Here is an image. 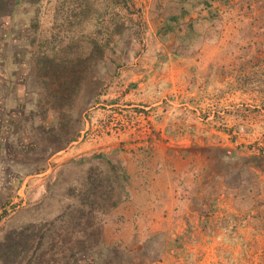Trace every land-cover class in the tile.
I'll return each mask as SVG.
<instances>
[{
  "label": "rangeland",
  "instance_id": "obj_1",
  "mask_svg": "<svg viewBox=\"0 0 264 264\" xmlns=\"http://www.w3.org/2000/svg\"><path fill=\"white\" fill-rule=\"evenodd\" d=\"M36 2L26 5L25 10L31 12L28 17L20 18L23 10L16 14L13 29H8L7 20L0 22L1 33L10 37L6 48L12 49L13 33L31 23L35 29L33 62L41 56L54 66L50 72L40 61L39 75L51 76L55 82L51 88L69 91L59 113L48 109L44 114L43 126L56 124L57 128L56 140L49 147L72 138L77 127L81 131L63 150L45 158L41 153L39 159L36 154L42 149H36V141L41 135L31 138L27 133L31 125L27 112L31 104L35 108V100L23 89L32 88L27 84L30 72L16 71L15 79L6 75L3 88H8V108L0 109L8 114L0 131V239L8 230L46 212L38 207L39 196L64 164L104 151L125 165L130 172V192L134 189L137 196L102 217L97 247L103 255L135 264H264L262 217L250 211L245 218L239 216L234 229L223 231L215 221L238 211L231 200L214 201L209 207L211 229L202 233L199 213L190 201L196 174L207 164V154L198 150L226 148L239 156L264 151V0H211L219 14L218 33L209 40H195L188 57L170 55L172 37L167 44L156 39L151 0ZM20 33L27 35L24 30ZM22 51L13 58H2L8 69H16L15 57L22 62L31 58ZM92 52L93 67L90 60L85 61ZM109 59L116 62L115 68L109 64L110 74L104 69ZM173 92L177 98L172 104L164 101L150 107L156 95L167 98ZM45 93L43 109L48 103ZM13 96L24 106L14 103ZM113 100L120 106L106 109ZM43 109L34 112V126ZM162 127L160 139L158 128ZM50 135L45 129L42 138ZM152 161H156L153 166ZM35 169L39 173L31 174ZM157 174L162 175L158 185L165 188L169 205L161 203L167 210L158 214V203H151L158 215L147 218L139 213L147 208L139 194L146 190L148 177L151 181ZM53 204L51 199L49 211L56 215ZM187 228L189 239L181 240L180 249H168L167 242L184 235ZM155 235L160 238L148 251L158 248V262L142 256V248ZM93 259L81 257L79 263L90 264Z\"/></svg>",
  "mask_w": 264,
  "mask_h": 264
},
{
  "label": "trees",
  "instance_id": "obj_2",
  "mask_svg": "<svg viewBox=\"0 0 264 264\" xmlns=\"http://www.w3.org/2000/svg\"><path fill=\"white\" fill-rule=\"evenodd\" d=\"M35 3L36 0H0V22L7 20L10 24L8 29H13L16 14L23 10L24 13L20 18L28 17L31 12L25 10L26 5L31 7ZM150 15L155 23L156 39L167 44L168 38L172 37L171 43L168 44V51L172 57H188L195 40H209L218 33L216 26L219 14L211 0H151ZM22 30L27 32V35L20 33ZM34 33L35 29L31 23L24 28L20 27L16 33H13L12 49H7L5 42L7 43L10 37L2 34L0 30V98H2L0 109L7 111L8 108L5 98L8 88H3L6 75L15 79L18 76L16 71L27 70L25 73L27 74L29 70L30 78L27 84L32 88L23 89L25 95H30L35 100L33 103L35 108L31 104L27 112V119L31 121L27 133L31 138H34L36 133L41 135L36 141L38 143L36 149H42L36 156L41 159V153H44L43 158H45L46 155L63 150L67 144L74 142L76 135L81 131V126L77 127L74 136L63 144L49 147L56 140L54 132L57 128L56 124L47 128L43 126L44 114L48 109L59 113L63 105L62 99L69 91L59 85L58 90L51 88L55 83L51 76L42 78L39 75L40 61L50 72H53L54 66L51 65L52 60L41 56L38 62H33ZM28 35L29 39H27ZM18 44L19 48H17ZM21 49L30 53L31 58H26L22 62V58L15 57L13 64L16 69L14 68V71L8 69L2 58L7 60L10 56L12 58L18 56L23 52ZM89 60L91 64L94 62L93 52L85 59V61ZM109 60L110 62L104 65L108 74H110L109 64L114 65V68L116 65L114 60ZM94 65L92 64V67ZM52 75L54 77V74ZM74 78L77 80V76ZM93 90L94 88L89 95L93 94ZM43 92H46L45 103L48 102L45 109L41 104ZM13 97L14 103L24 106L25 103H17L18 98ZM42 109L41 115L38 114L41 119L37 120L34 126V112ZM6 113L0 112V131L4 125L3 120L8 117ZM22 114L24 115L20 112V115ZM45 129L51 135L42 138ZM45 150H49L50 153H46ZM258 151L239 156L237 151L226 148L210 147L198 150L202 154H207V164L196 174L197 185L193 189L190 201L199 213L198 222L202 233L211 229L213 220L209 214V207L214 201L231 200L238 211L237 215H226L215 221V226L223 231L234 229L239 216L243 215L242 217L245 218L246 213L250 211H254L257 216L264 219V151L262 149ZM210 166L212 167L209 168ZM38 173L39 169H35L31 174ZM207 175L208 178L205 179ZM20 181L18 180V184ZM129 186L130 175L125 165L120 159L111 157V153L101 151L80 157L78 160H70L56 172L53 182L44 187L39 196L38 207L43 206L46 212L37 220L10 229L3 234V238L0 239V264H80L81 257L87 256L94 258L90 264H135L131 260L124 259V261L122 259L117 262L112 261L111 258L103 255V249L97 247L101 239L102 217L130 199ZM51 199L54 201L56 215L50 212ZM48 215L51 218H48ZM188 232L187 228L184 235L167 242L168 249L179 250L181 240L189 239ZM158 238L159 235L150 237L142 248V256H146L152 262L161 259L158 248L148 251L149 246L151 247L152 243L156 244Z\"/></svg>",
  "mask_w": 264,
  "mask_h": 264
},
{
  "label": "crops",
  "instance_id": "obj_3",
  "mask_svg": "<svg viewBox=\"0 0 264 264\" xmlns=\"http://www.w3.org/2000/svg\"><path fill=\"white\" fill-rule=\"evenodd\" d=\"M179 93L180 92L178 91V94ZM176 94H177V92H173V96H172L170 93H168L167 95H169V96L167 98L165 97V95H163V97H157V95H156V97H155L156 100L154 101V103H152L150 105V107H157L160 104H162L164 101L169 103V104H172L171 101H174L173 99L175 98V100H176V98H177ZM117 102H118L117 100H113L112 103L109 105H106L105 108L109 109V108H112L115 106H120ZM121 107L132 108V107H138V106L137 105H122ZM150 107H147V108L149 109ZM158 129H159V132H158L159 134L157 137L160 139L161 138L163 139L164 128L162 127V128H158ZM154 148H157V146H154ZM155 163H156V161H152L150 163V165L153 166ZM128 173L130 174V172H128ZM160 174L154 175L153 176L154 180L151 179V181H150V178L148 177V182H147L148 185L145 186L146 190H144L141 194H139L140 195L139 199L140 198L145 199V202L147 204V208L142 210V211H139V213L146 215L147 218H151V215L155 216V215L161 214L163 212V210L165 208H163L161 203L165 204L167 207L169 205L168 198L166 196L165 188L162 189L161 186L158 185V177L159 178L162 177V175H160ZM135 194L137 196V193H135L134 189H132L130 192V200H131V198H134ZM128 202H129V200H128ZM151 203H153V204L158 203V208L160 211L158 214L155 212L154 208L151 207ZM173 203H174V201H173ZM167 207L165 210H167Z\"/></svg>",
  "mask_w": 264,
  "mask_h": 264
}]
</instances>
